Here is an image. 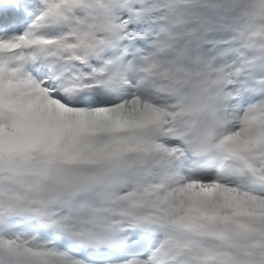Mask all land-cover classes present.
Returning <instances> with one entry per match:
<instances>
[{
    "label": "snow or ice",
    "instance_id": "snow-or-ice-1",
    "mask_svg": "<svg viewBox=\"0 0 264 264\" xmlns=\"http://www.w3.org/2000/svg\"><path fill=\"white\" fill-rule=\"evenodd\" d=\"M0 264H264V0H0Z\"/></svg>",
    "mask_w": 264,
    "mask_h": 264
}]
</instances>
